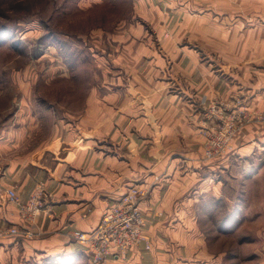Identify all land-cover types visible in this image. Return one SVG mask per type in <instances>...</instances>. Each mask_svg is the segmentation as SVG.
<instances>
[{
	"label": "crops",
	"instance_id": "crops-1",
	"mask_svg": "<svg viewBox=\"0 0 264 264\" xmlns=\"http://www.w3.org/2000/svg\"><path fill=\"white\" fill-rule=\"evenodd\" d=\"M132 5V17L110 33L117 50L111 65L127 70L116 84L127 86L109 94L106 108L92 93L80 118L58 125L26 155L18 151L33 144L24 134L32 137L38 126L0 130V227L34 234L0 238V264L77 262L82 254L92 264L71 232L93 231L132 187L147 192L140 210L151 248L135 247L106 264L229 261L211 245L228 234L221 227L236 207L245 206L247 195L233 189L263 174L249 159L264 150V123L246 126L234 151L212 161L205 159L204 132L216 102L227 113L264 116V0ZM36 194L41 210L31 216L23 206Z\"/></svg>",
	"mask_w": 264,
	"mask_h": 264
},
{
	"label": "rangeland",
	"instance_id": "rangeland-1",
	"mask_svg": "<svg viewBox=\"0 0 264 264\" xmlns=\"http://www.w3.org/2000/svg\"><path fill=\"white\" fill-rule=\"evenodd\" d=\"M93 1L0 0V130L38 126L32 137L24 134L33 145L18 151L23 155L58 125L80 118L92 93L102 96L106 108L109 94L127 86L116 84L118 77L127 78V70L111 65L117 50L110 33L132 17V0ZM100 29L107 32L102 38L95 36ZM254 121L264 123V116H246L233 145ZM249 162L263 174L233 189L247 195L245 206L242 212L236 207L230 232L211 245L214 253H225L226 264H264V150ZM52 264L90 263L82 254L77 262L63 258Z\"/></svg>",
	"mask_w": 264,
	"mask_h": 264
},
{
	"label": "built area",
	"instance_id": "built-area-1",
	"mask_svg": "<svg viewBox=\"0 0 264 264\" xmlns=\"http://www.w3.org/2000/svg\"><path fill=\"white\" fill-rule=\"evenodd\" d=\"M208 118L213 122L204 132L205 159L212 161L227 157L233 151V139L246 121L244 111L227 113L220 107H211ZM216 119V121L214 120ZM39 195H34L23 211L31 216L40 214ZM147 192L132 187L118 202L112 205L93 231L73 230L71 238L82 247L92 264H106L112 258H127L135 247L144 245L147 250L151 244L145 236L148 221L140 210V203ZM8 197L20 205V198L14 190L8 191ZM19 237L31 239V230L18 227H0V238Z\"/></svg>",
	"mask_w": 264,
	"mask_h": 264
},
{
	"label": "trees",
	"instance_id": "trees-1",
	"mask_svg": "<svg viewBox=\"0 0 264 264\" xmlns=\"http://www.w3.org/2000/svg\"><path fill=\"white\" fill-rule=\"evenodd\" d=\"M233 220H235L234 219V216H232L231 214H230V216H229V218H227V222H225V224L221 227V231H223V232H225V234L226 233H229L230 232V226H231V223H232V221ZM236 221V220H235ZM69 262L70 261H72L71 259L70 260H68ZM73 262V261H72Z\"/></svg>",
	"mask_w": 264,
	"mask_h": 264
}]
</instances>
